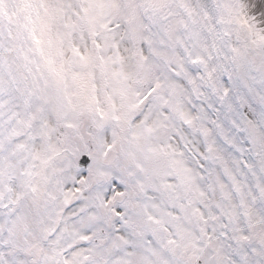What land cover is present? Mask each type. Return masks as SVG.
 I'll return each instance as SVG.
<instances>
[{"label":"snow or ice","instance_id":"6c2138e0","mask_svg":"<svg viewBox=\"0 0 264 264\" xmlns=\"http://www.w3.org/2000/svg\"><path fill=\"white\" fill-rule=\"evenodd\" d=\"M0 264H264V0H0Z\"/></svg>","mask_w":264,"mask_h":264}]
</instances>
